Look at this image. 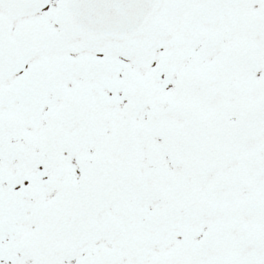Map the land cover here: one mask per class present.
<instances>
[{
	"label": "snow or ice",
	"instance_id": "6c2138e0",
	"mask_svg": "<svg viewBox=\"0 0 264 264\" xmlns=\"http://www.w3.org/2000/svg\"><path fill=\"white\" fill-rule=\"evenodd\" d=\"M0 264H264V0H0Z\"/></svg>",
	"mask_w": 264,
	"mask_h": 264
}]
</instances>
